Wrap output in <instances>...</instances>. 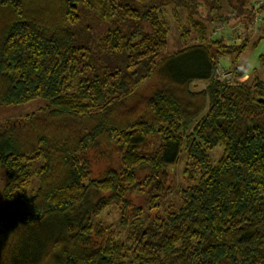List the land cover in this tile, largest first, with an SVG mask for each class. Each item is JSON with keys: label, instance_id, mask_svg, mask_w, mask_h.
I'll return each mask as SVG.
<instances>
[{"label": "trees", "instance_id": "1", "mask_svg": "<svg viewBox=\"0 0 264 264\" xmlns=\"http://www.w3.org/2000/svg\"><path fill=\"white\" fill-rule=\"evenodd\" d=\"M195 2L203 20L180 36L192 31L196 43L160 57L169 32L161 0H0V106L46 101L0 122V264H264V82L215 76L220 59L232 63L255 43L212 36L210 26L230 18L207 15L219 0L175 3ZM79 6L138 22L99 39L107 53L125 54L122 67L97 72L76 45ZM238 8L233 20L255 17ZM258 61L264 67V55ZM181 153L186 187L166 209L158 201ZM147 189L142 207L135 191ZM111 206L123 241L95 222Z\"/></svg>", "mask_w": 264, "mask_h": 264}, {"label": "rangeland", "instance_id": "2", "mask_svg": "<svg viewBox=\"0 0 264 264\" xmlns=\"http://www.w3.org/2000/svg\"><path fill=\"white\" fill-rule=\"evenodd\" d=\"M162 3L159 4V7L156 9L163 15V18L168 26L169 32L167 36V46L164 50L161 51L160 57H165L179 49H181L186 44L196 43V38L194 32H188L189 36L187 41L181 38V31L184 29L189 30V23L192 20H203V7L200 4L202 3H193L188 4L187 7L184 5H178L176 0H161ZM220 10H212L207 11V15H220L226 12L230 13V18L225 22H214L210 29L212 31V36H220L227 43H235L240 44L242 41L246 40V43H255V46L249 45L245 50L236 56L232 55L233 61L230 62L229 57H223L220 59L219 64L216 68L223 69L227 72H230L232 77L230 81H232L236 76L234 75V71H239L243 73L245 76L258 77L260 80L264 82V67L259 65L258 57L260 55H264V39H260L262 33V22H264V11L258 9L260 6L264 4V0H230L231 5L228 4L227 0H219ZM239 5H242L243 9H245V13L249 15L250 9H253L255 17L251 20V22H245L248 18L244 17L241 19H235V17H239L242 8H238ZM200 10V12L198 11ZM239 9V10H238ZM260 11V12H259ZM79 16L80 19L77 24L73 25L72 31L75 35L76 45L82 46L87 49L85 52L86 58L92 61L94 68L97 72H101V70L106 67H122L124 64L125 54H109L107 53L100 45L99 39L102 33L106 29H118L124 34H127L131 31V29L138 24L136 21L131 22H122L120 20H109L104 21L101 20L94 13L84 9L79 6ZM206 22V20L204 21ZM209 23V22H208ZM259 39V40H258ZM216 76V74H215ZM246 77H240L239 81H244ZM204 83H195L194 88L201 89L204 88ZM46 101L44 99H35L28 103L22 105H10V106H0V122L5 120H13L33 111L38 108L44 106ZM157 143V142H156ZM157 144L154 145L156 147ZM221 147L217 146L209 151V162L210 164H214L215 161L221 154ZM102 160V161H101ZM98 160L93 164V170L95 173H100L103 170L102 162L105 159ZM110 162L112 165L117 164L118 161H115L114 158H110ZM185 162V156L183 153L179 155L177 163L174 167L167 169L169 181L172 183L170 191L166 194L165 197L160 198L158 204L160 207H166L169 209H173L179 205V195L178 191L184 187H186V183L182 177V169ZM39 162H36L37 164ZM34 167V164L32 165ZM1 173H0V187H1ZM37 188V179L36 177H32L29 186V194L31 191H34ZM136 195L140 196V203L142 207L146 206L145 198L150 196L149 190H146L145 193L136 192ZM148 205V202H147ZM119 210L111 206L108 208L101 216V219H95V222H100L102 225L109 226L117 235V239L123 241L125 236L124 229H121L118 226L119 221ZM143 216L147 219V213H144Z\"/></svg>", "mask_w": 264, "mask_h": 264}, {"label": "built area", "instance_id": "3", "mask_svg": "<svg viewBox=\"0 0 264 264\" xmlns=\"http://www.w3.org/2000/svg\"><path fill=\"white\" fill-rule=\"evenodd\" d=\"M215 74H216V78L220 79V80H225V81H229L232 77L230 72H227L223 69H219L216 68L215 69Z\"/></svg>", "mask_w": 264, "mask_h": 264}, {"label": "water", "instance_id": "4", "mask_svg": "<svg viewBox=\"0 0 264 264\" xmlns=\"http://www.w3.org/2000/svg\"><path fill=\"white\" fill-rule=\"evenodd\" d=\"M264 101V98H259L258 99V102H263Z\"/></svg>", "mask_w": 264, "mask_h": 264}, {"label": "crops", "instance_id": "5", "mask_svg": "<svg viewBox=\"0 0 264 264\" xmlns=\"http://www.w3.org/2000/svg\"><path fill=\"white\" fill-rule=\"evenodd\" d=\"M202 89V88H201Z\"/></svg>", "mask_w": 264, "mask_h": 264}]
</instances>
